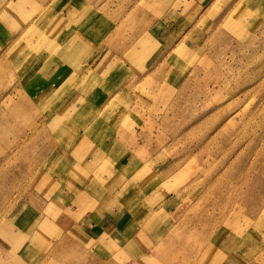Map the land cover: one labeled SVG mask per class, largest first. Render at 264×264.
<instances>
[{"label": "rangeland", "instance_id": "374dc122", "mask_svg": "<svg viewBox=\"0 0 264 264\" xmlns=\"http://www.w3.org/2000/svg\"><path fill=\"white\" fill-rule=\"evenodd\" d=\"M70 1L52 0L45 9L29 10L26 14L11 4L5 14L0 13V21H9V29L14 31L23 22L32 23L44 9L36 20L44 31L35 30L32 23L24 33L31 40L43 39V42L27 44L30 54L18 51V45L14 44L10 50L11 62L6 57L0 59V218L31 191L37 176L41 181L48 174L58 179L69 174L75 182L79 172L90 174L89 183L83 181L91 188L98 186L101 191H107L111 186L116 187L117 182L110 173L117 167L118 158L138 138L143 139L137 147L138 157L159 163L158 177L154 176L149 185L168 189L175 197L169 204L174 207L173 219H168L171 214L168 212L158 222L165 225L166 232L170 231L161 245L154 248L159 257L153 264H194L196 261L198 264H264V0H260L258 12L248 14L247 8L242 12L238 6L241 18L234 24L228 15L238 0H211L197 13L193 14L194 8H191L177 23L169 18L175 25L180 22L177 27H186V32L178 36L175 33L178 29L173 25L168 48L156 56H151L146 49L144 39L150 25L161 19L165 21L166 16L151 15L152 7L145 5L148 0H92L84 9L77 5L79 18L74 22L80 23L78 31L66 47L61 41L52 50L50 47L49 55H58L62 60L68 54L71 56L70 48L86 32L81 22L92 24L101 12L113 20L121 14L124 18L106 44L118 48L115 51L123 66L119 69L118 65L112 71L116 75L111 84L112 98L82 134L83 139H89L90 146L80 156L75 155L78 146L74 147L66 162L56 155L44 163L45 148L42 147L40 156L34 154L33 148L38 140L47 143V134L42 129L45 115L26 102L29 98L24 94V84L17 78L31 76L37 69L33 65L47 53L42 48L44 41L50 40L49 33L45 32L50 14L64 10ZM131 44L137 49L133 60H123L126 59L123 49ZM39 47L42 48L37 51ZM103 53L106 52H93L94 55ZM17 56L24 63L10 64L19 62ZM88 56L91 60L92 53ZM79 61L80 57L69 68H55L51 76L73 68L76 69L73 75L86 74V66ZM123 61L130 63L129 67ZM91 70L88 69L89 76L80 84L86 89V95L99 91V87L111 86L103 80L105 77L94 76ZM35 77L26 86L38 80ZM119 78L121 82L117 83ZM41 79L43 86L46 80ZM67 85L62 84L60 92ZM70 100L68 96L66 103ZM96 101L90 97L85 100L88 106L84 104L81 108L94 113L96 108L92 103ZM19 103L21 110L17 107ZM69 118L77 120L81 116ZM68 122L76 125V121ZM133 128L137 129V137L131 131ZM122 174L128 176L123 170ZM120 181L126 183L123 187L127 189L128 179L124 176ZM123 194L122 200L126 202L129 196ZM135 197L148 218L147 223L158 217L159 206L145 198L144 192ZM105 200L109 209L118 202L111 195H105ZM143 225V230L148 231L147 224ZM164 252L171 258L162 257Z\"/></svg>", "mask_w": 264, "mask_h": 264}, {"label": "crops", "instance_id": "0c3cea01", "mask_svg": "<svg viewBox=\"0 0 264 264\" xmlns=\"http://www.w3.org/2000/svg\"><path fill=\"white\" fill-rule=\"evenodd\" d=\"M51 1L22 0L19 2V0H0V13L4 12L5 14V10L8 6L11 7V4L14 5L12 8H16L22 13L26 14L29 10L35 12L37 8L44 7L45 9ZM210 1L148 0L145 5L147 8L152 7L151 15L160 18L166 16L165 21L163 19L157 23L154 21L155 24L154 22L151 23L152 25L147 29L144 41L147 42L146 49L150 50L151 56H156L163 49L168 48V41L174 32L172 26L175 24L173 22L176 21L177 23L178 19L191 8H194L193 14L197 13ZM184 2L187 3L184 4ZM91 3H93L92 0H71L64 10L56 14H50V24L47 31L45 30L49 33L50 40L48 43L44 41L45 46L37 48V51L42 48L43 51L47 52L50 47L52 50L59 43L58 41H61V45L66 47L67 42L74 38V34L78 31L80 25V23L74 22L79 18L78 11L75 10L76 6L79 5L82 9ZM177 4L179 6L174 10L173 7ZM98 8L101 10L100 6ZM42 11H39L34 18L33 24L23 22L14 31L9 29L11 27L9 21H0V51L5 52L0 54V56H4L0 59L6 57L10 60V50L14 44L18 45V51L21 50L30 54L27 44L34 45L40 43L39 41L43 42V39L37 42V39L31 40L30 37L24 34L28 25L31 24L35 30L40 32L42 29L44 31L36 23ZM122 17L124 18L120 14L113 20L106 13L101 12L92 24L88 25L87 21L85 23L84 21L81 22L83 28L86 26V32H83L82 39L75 42L76 45L74 44L75 46L70 48L71 56L68 54L66 60H62L58 55L50 56V52H47L45 55H41L42 60L40 59L37 61L38 63L33 65L37 69L32 72L31 76L26 75L28 78H17L24 84L22 86L24 94L29 98L26 102L32 103L34 108H38L45 115L42 129L47 134V143L38 140L34 143L33 148L34 154H38V156L44 150L42 147L45 148L47 153L44 155V163L56 158V155L60 156L59 160L66 162L67 156L72 155L71 151L74 147L78 146L75 155L80 156L85 148L90 146L89 139H83L82 134L86 127L99 117L106 101L112 98L110 94L113 92L111 91L113 86L111 84L116 76L112 71L118 65L119 69L123 66L120 64L122 60L119 54L115 51L118 48L106 44ZM154 17L152 18L154 19ZM169 18L173 22L169 21ZM178 24L175 26L177 27ZM177 29L175 33L178 36H182L186 32L184 26L177 27ZM23 35L25 36L22 37ZM72 50L75 52L74 55ZM123 50H126L124 55L126 59L123 60L132 61L134 55L130 53L137 49L131 44ZM96 51H105L106 53L94 55L93 52ZM90 53H92L91 60L88 59ZM33 57L35 59V56ZM78 57H80V65L86 66V74L84 72L81 75H73L76 70L73 68L63 70L62 73L54 77L51 76L52 70L59 67L69 68L70 65H74L72 62L76 61ZM17 58L19 62L10 64L20 66L23 61L20 56H17ZM127 61H123V64L129 67L130 63ZM89 68L92 69L91 72L94 73V76L105 77L103 80L105 79L106 83L109 82V85H111L106 86V88L110 87V89L98 86L99 91L93 90L92 93L86 95V89L80 84L82 85V82H84L83 78L85 76H89ZM17 73L19 74V72ZM45 73L48 74L45 75ZM35 76L38 77V80L31 81V85L26 86L30 82V78ZM41 78L46 80L43 86L40 83ZM120 80L121 78L116 79V82L118 83ZM62 84L69 85L64 91L60 92L59 87ZM68 96L71 100L66 103ZM90 97L93 100L98 99V101L92 103L96 110L94 113L89 114L87 111L84 112L81 107L84 104L88 106V102L86 103L85 100L90 99ZM74 99L78 101L77 104ZM99 102H101L100 105ZM98 105L101 107L99 108ZM94 114H97V116H92ZM73 115L81 116L83 119L69 118ZM68 121H76V125L70 124ZM132 130L134 136L137 137V129L133 128ZM77 134L78 136L75 138ZM142 142L143 139H134L133 144L129 146L130 149L128 148L129 151L118 158L117 167L110 173L114 175L112 178H115L117 186H111L107 191H101L98 186L91 188L88 185L90 174L77 172L75 182L69 174H66L62 179L48 174L46 176L48 180L44 177L41 181H38L37 176L31 191L17 200L12 208L0 218V264H106V262L109 264H153L154 259L159 254L158 250L154 251V248L158 244L161 245V242L168 236L170 231V229H167L166 232L164 230L165 225L158 224V222L163 221L168 216V212L171 213L168 219L169 217L173 219L174 207L169 204L175 197L173 196L174 192H170L168 189L165 190L159 188V186L155 188L149 185L154 176L158 177L157 173L160 171H157L158 167L156 166L159 163L157 161L150 163V161L138 157L137 147ZM122 170L128 176L122 174ZM124 176L129 181L127 189L123 187L126 183L123 184L120 181ZM83 179L88 183L86 182V184ZM143 192L144 197L156 203L159 206L158 210H161L158 217L154 216L155 218L150 223L146 222L148 218H146L143 208L136 202L135 196ZM121 194L129 196L126 202L122 200ZM105 195L116 197L118 205L116 204L111 209L107 208ZM146 224L149 227L148 231H144L142 227ZM161 256L171 258L167 255V252L165 254L161 253ZM210 263L215 264L214 262ZM194 264H198V262L196 261Z\"/></svg>", "mask_w": 264, "mask_h": 264}, {"label": "bare ground", "instance_id": "6f19581e", "mask_svg": "<svg viewBox=\"0 0 264 264\" xmlns=\"http://www.w3.org/2000/svg\"><path fill=\"white\" fill-rule=\"evenodd\" d=\"M262 5V2L259 0V1H255V0H238V2L236 3L235 6L232 7V11L233 12H230V14L228 15L229 16V20L231 21V24H234V22L238 21V19L241 18L240 15H238V10H237V7L239 6L240 8L242 7V12L246 9V12L249 14V12L251 11H257L258 12V9L260 8V6ZM260 11V10H259ZM261 12V11H260ZM245 13L242 14V17L244 16ZM257 14V13H256ZM264 16V15H263ZM228 20V21H229ZM244 21V20H243ZM229 24V25H231ZM238 25V24H237ZM246 26V25H245ZM234 27V26H233ZM240 27V25H239ZM237 30L238 27H236ZM231 30V29H230ZM235 30V31H237ZM228 34V33H227ZM247 37V36H246ZM184 45V44H183ZM132 50V49H131ZM130 54H134V50L130 53ZM68 64V63H67ZM65 70V69H64ZM22 101H23V98H22ZM19 110H21L22 106H21V103H19V105L17 106ZM24 114V113H23ZM12 161V160H11ZM16 168V167H15ZM84 257V256H83Z\"/></svg>", "mask_w": 264, "mask_h": 264}]
</instances>
